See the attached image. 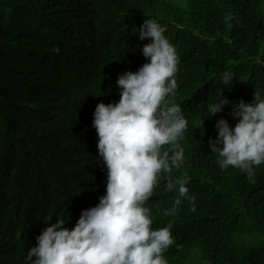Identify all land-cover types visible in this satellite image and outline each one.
<instances>
[{"label":"trees","instance_id":"16d2710c","mask_svg":"<svg viewBox=\"0 0 264 264\" xmlns=\"http://www.w3.org/2000/svg\"><path fill=\"white\" fill-rule=\"evenodd\" d=\"M147 18L176 46L178 87L167 99L188 119L182 167L162 172L146 202L152 228L171 225L164 255L169 264L195 251L209 264H264V163L252 176L222 168L208 140L221 116L238 118L231 103L203 118L221 87L236 102L264 95V0H0V264H28L47 224L74 227L105 194L93 113L119 101V74L147 61L151 38L138 34ZM225 73L234 77L226 85ZM185 175L196 209L182 198L165 215L179 194L167 178Z\"/></svg>","mask_w":264,"mask_h":264},{"label":"clouds","instance_id":"9594fccd","mask_svg":"<svg viewBox=\"0 0 264 264\" xmlns=\"http://www.w3.org/2000/svg\"><path fill=\"white\" fill-rule=\"evenodd\" d=\"M165 33L155 18L144 20L138 34L141 40L151 38L141 49L147 61L136 71L118 75L119 101H100L95 107L92 124L107 168L105 194L95 206L82 210L74 227H65L69 219L59 217L47 224L28 251V264H169L164 253L175 243L171 225L152 228L146 206L160 174L181 168L185 159L180 141L188 119L180 104L167 99L178 87L180 57ZM233 78L225 73L222 80L226 85ZM224 87L203 118L231 103V115L238 119L234 125L224 116L217 119V135L208 143L222 168L238 167L252 176L254 166L264 163V95L255 91L251 102H236L223 94ZM187 179L167 178V190L179 194L165 215L174 213L182 198L193 201L195 211L196 198L188 195Z\"/></svg>","mask_w":264,"mask_h":264},{"label":"rangeland","instance_id":"374dc122","mask_svg":"<svg viewBox=\"0 0 264 264\" xmlns=\"http://www.w3.org/2000/svg\"><path fill=\"white\" fill-rule=\"evenodd\" d=\"M197 251H195L192 256H191V259H189V261L187 262V264H209V263H206L204 261H200L198 260V256L197 255Z\"/></svg>","mask_w":264,"mask_h":264}]
</instances>
